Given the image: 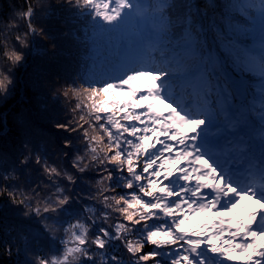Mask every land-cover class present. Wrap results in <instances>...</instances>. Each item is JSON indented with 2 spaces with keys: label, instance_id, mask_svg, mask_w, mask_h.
<instances>
[{
  "label": "snow or ice",
  "instance_id": "6c2138e0",
  "mask_svg": "<svg viewBox=\"0 0 264 264\" xmlns=\"http://www.w3.org/2000/svg\"><path fill=\"white\" fill-rule=\"evenodd\" d=\"M36 14L28 3L24 30L6 26L17 34L11 47L5 36L0 103L25 49L52 38ZM46 16L79 25L84 58L53 86L54 102L76 100L54 125L71 164L58 169L25 142L0 171L12 210L45 221L31 244L58 245L47 255L30 244L23 264H264V0H61ZM33 164L54 191L21 190Z\"/></svg>",
  "mask_w": 264,
  "mask_h": 264
},
{
  "label": "trees",
  "instance_id": "16d2710c",
  "mask_svg": "<svg viewBox=\"0 0 264 264\" xmlns=\"http://www.w3.org/2000/svg\"><path fill=\"white\" fill-rule=\"evenodd\" d=\"M194 2L203 6L210 2L220 3L221 0H194ZM28 3L37 9L34 18L37 29L45 28L52 38L48 36L42 39L37 38L36 43L33 42L32 51L25 49L28 53L26 62L14 69L17 82L16 92L6 103H0V171L4 168H11L15 158L23 150L22 145L25 142L29 152L35 149V155L46 157L50 165L65 170L72 162L70 158L65 157L68 149L62 147L66 134L57 130L54 125L56 120H64L74 115L71 108L76 100L71 96L68 99L60 96L59 100L54 102L52 99L53 86L64 83L71 78L73 73L80 70L79 66L84 58V47L73 34L74 29L78 31V24L65 23L63 16L59 19L55 16L49 19L46 16L48 6L59 5L61 0H0V68L5 64L3 56L5 36H8L7 43L11 47L12 37L17 34L15 31L9 33L6 26L10 21L15 20L20 26V31L24 30L26 24L17 18V13L22 12ZM4 119L7 125L5 132L3 131L5 129ZM72 135L75 136V134ZM74 144L82 150L83 146L79 140H75ZM76 154L78 153L73 151V156ZM33 169H40V171ZM45 180L46 174L40 165L33 164V167L26 170V175L18 183L23 191L26 183L35 181L44 189L40 193L44 196L49 191H54L50 185L45 183ZM86 185L95 191L94 180L85 179L80 187L84 188ZM62 186L71 187L65 183H62ZM39 206L42 208L43 202H40ZM15 207L10 204L7 195L0 192V264H9L11 261L14 264H23L25 251H27V259H33V251L29 250L33 239L30 228L37 226L36 220H39L41 224L45 223L41 217L26 219L23 214H17L12 210ZM99 207L97 205V208ZM111 215L115 217L116 213ZM47 223L51 224V221ZM54 235L58 241L64 237L63 230L59 229ZM91 238L90 234L89 239ZM129 238L136 239L135 235ZM39 242L42 243L31 244V248L43 245L44 250L48 244L51 245L47 239L42 238ZM9 244L14 245L11 254L7 251ZM17 249L21 251L18 253ZM117 253L124 254L122 249H117ZM17 254L20 255L17 256Z\"/></svg>",
  "mask_w": 264,
  "mask_h": 264
},
{
  "label": "rangeland",
  "instance_id": "374dc122",
  "mask_svg": "<svg viewBox=\"0 0 264 264\" xmlns=\"http://www.w3.org/2000/svg\"><path fill=\"white\" fill-rule=\"evenodd\" d=\"M34 43H36V42L34 41ZM26 66H27V64H26ZM5 125H6V122H5ZM5 129H6V127H5ZM39 243L41 244L42 242H39ZM50 247L55 248V247H58V245H52V244L50 245V244H48L47 247H46V249H44V252H46L47 254H50V255H52V254H58V253H53V252L49 251V248ZM12 253H13V251H12ZM19 255L20 254H17V256H19ZM7 258H8V256H7ZM11 262L9 264H14V262H12V263Z\"/></svg>",
  "mask_w": 264,
  "mask_h": 264
},
{
  "label": "bare ground",
  "instance_id": "6f19581e",
  "mask_svg": "<svg viewBox=\"0 0 264 264\" xmlns=\"http://www.w3.org/2000/svg\"><path fill=\"white\" fill-rule=\"evenodd\" d=\"M4 122H6V119H4ZM5 127H6V125H5ZM3 131H4V132H5V131H7V128H6V129H4Z\"/></svg>",
  "mask_w": 264,
  "mask_h": 264
}]
</instances>
